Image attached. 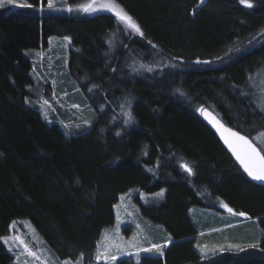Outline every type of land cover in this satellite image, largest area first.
<instances>
[{"label":"trees","instance_id":"obj_1","mask_svg":"<svg viewBox=\"0 0 264 264\" xmlns=\"http://www.w3.org/2000/svg\"><path fill=\"white\" fill-rule=\"evenodd\" d=\"M28 1L31 8L0 7V238L13 220L28 219L57 257L101 264L97 241L115 222L119 196L164 189L155 205L134 199L171 238L161 256L142 255L139 264H264V187L198 110H212L254 142L264 136V114L247 89L264 65V0L251 8L240 0H114L143 36L109 12L41 15V0ZM51 36L71 38L66 76L94 109L90 125L69 133L28 101L25 52ZM222 204L259 220L258 247L206 257L196 250L189 209ZM0 264H16L2 239Z\"/></svg>","mask_w":264,"mask_h":264},{"label":"rangeland","instance_id":"obj_2","mask_svg":"<svg viewBox=\"0 0 264 264\" xmlns=\"http://www.w3.org/2000/svg\"><path fill=\"white\" fill-rule=\"evenodd\" d=\"M45 1L46 5L43 6L42 11L40 10L41 15H92L98 12L114 14V10L101 8L103 4H111L116 9H122L114 0H95L93 7L98 10L87 12L83 10L82 6L92 3V0H77V2L54 0L52 9L47 7V0ZM24 2L29 3L28 0H15L14 3L0 0V5H2L0 7L19 8L18 5ZM119 23L131 34H138L120 21ZM70 49H73L70 37L51 36L46 45L41 43L39 47L29 48L25 52L32 63L30 74L33 83L29 88L28 101L33 106H37L36 108L40 111L43 119L57 123L66 133L77 128L83 122L90 125L92 122L90 113L94 112L88 101L82 100L80 94L83 97L84 94L79 84L76 81L69 83L70 79L66 76ZM136 64L135 69L132 67L133 70L140 68L141 64ZM247 89L255 106L264 114V65L250 77ZM254 140L260 148H264L263 135H256ZM162 191V195H156ZM135 197H139V200L144 204L155 205L163 200L164 189L153 193H140L137 188H134L119 196V200L114 206L115 222L112 226L103 229L97 241L94 255L96 262L116 264L120 259H128L130 264H137L135 255L137 252L139 259L142 255L161 256L158 252H145L143 249L158 244L163 246V251L171 242L170 236L160 224L154 223L140 214L137 201L134 200ZM222 209L201 206H193L189 209V216L197 228L195 248L202 256L206 257L235 249L230 248V245H239L241 248L253 243L259 245L260 239L256 236L258 233L262 236L263 230L257 218H244L229 213L224 207ZM105 230H108L107 236ZM2 238H7V243L4 242V239L2 242L12 254L16 264H65L66 261L69 264H82L81 257L76 260L57 257L28 219L13 220L9 226L8 234ZM247 239H249L248 242L245 241ZM114 245H119V250ZM197 245L202 247L198 248ZM205 245L207 248H203ZM105 247H108L110 253L117 255L116 261L106 260L103 257L97 260V256L105 250ZM221 249L223 250L221 251ZM121 251L132 253V255L121 256Z\"/></svg>","mask_w":264,"mask_h":264},{"label":"snow or ice","instance_id":"obj_3","mask_svg":"<svg viewBox=\"0 0 264 264\" xmlns=\"http://www.w3.org/2000/svg\"><path fill=\"white\" fill-rule=\"evenodd\" d=\"M15 0H8V3H14ZM201 3H203V0H200ZM240 2L247 7L251 8L253 6L252 0H240ZM95 4V0H92V3H89L87 5H83L82 8L84 11H97L98 9L93 7ZM2 6V5H0ZM18 6L20 7H29L31 8L32 5L29 3H20ZM47 7L49 9H52L54 7V0H47ZM101 8L108 9L110 11L114 10V14L118 18V20L125 24L127 28L133 30L134 32L140 34L143 36V32L141 31L139 25L135 23L133 18L128 15L126 12H124L122 9H116L114 5L111 4H103L101 5ZM41 11L43 10V0H41ZM71 11V9H69ZM67 39V38H65ZM148 71H151L149 68ZM201 112H206V109L200 108L198 109ZM128 115V121L130 122L133 117L131 112L127 113ZM214 126L217 127V131L221 133V137L224 140V143L228 146V148L231 150L232 154L235 156L236 160L240 163V165L243 167L244 171L247 173L249 177H251L252 180L258 181V182H264V148L257 147L247 136L241 135L238 131H234L231 128H226L221 122L214 121ZM67 127V125H65ZM226 133V134H225ZM180 167L189 175L194 174V169L192 166H190L187 163H182ZM163 191L161 193H157L156 195H162ZM121 199L123 200L124 197L122 196ZM222 207L226 208L229 213H232L233 215H238L241 217H246L247 214L244 212H234L232 208H230L227 204H222ZM107 231L105 230V235L107 236ZM4 239V242L7 243V238H0ZM119 250V245H114ZM259 245L257 243L248 244L245 247L248 248H256ZM25 247H27L25 245ZM198 248H201L202 246L197 245ZM230 248H235L239 251H243L244 248H241L239 245H230ZM203 248H207V246H203ZM163 246L158 244H153L151 248L143 249L145 252H158L161 255L163 254ZM223 249H221L222 251ZM121 256L127 254L132 255V253H124L123 251L120 252ZM33 255H35L33 253ZM137 258V264H139V253L136 254ZM101 257H103L106 260L110 261H116L118 259L117 255L114 253H110L108 250V247H105V250L101 252L97 256V260H99ZM83 258L81 257V260ZM65 264H69V262H65Z\"/></svg>","mask_w":264,"mask_h":264},{"label":"water","instance_id":"obj_4","mask_svg":"<svg viewBox=\"0 0 264 264\" xmlns=\"http://www.w3.org/2000/svg\"><path fill=\"white\" fill-rule=\"evenodd\" d=\"M206 109V112H201L200 111V115L202 117V119L206 122V124L210 127V129L215 133V135L218 137V139L221 141V143L223 144V146L225 147V149L228 151V153L232 156L233 160L235 161V163L238 165V167L247 175V173L244 171L243 167L240 165V163L236 160L235 156L232 154L231 150L228 148V146L224 143V140L221 137V133L219 131H217V127L214 126V121H219L221 122L226 128H231L230 126L226 125L219 117L216 113H214L212 110L208 109V108H204ZM234 131V128H231ZM239 132V131H238ZM240 133V132H239ZM226 134V133H225ZM241 135H244L243 133H240ZM247 136V135H245ZM255 145L256 143L249 137L247 136ZM257 146V145H256ZM258 147V146H257ZM247 177L253 181L254 183L261 185L264 187V182H258V181H254L251 179V177H249L247 175ZM247 217V216H246Z\"/></svg>","mask_w":264,"mask_h":264}]
</instances>
